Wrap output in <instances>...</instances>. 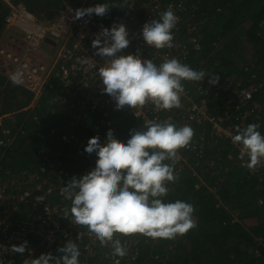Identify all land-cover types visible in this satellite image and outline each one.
<instances>
[{
	"label": "trees",
	"instance_id": "1",
	"mask_svg": "<svg viewBox=\"0 0 264 264\" xmlns=\"http://www.w3.org/2000/svg\"><path fill=\"white\" fill-rule=\"evenodd\" d=\"M14 1H22L30 12L41 19L51 20L57 15H72L85 0ZM90 1L94 4L102 2ZM141 1L143 0H108L111 6L108 12L112 16L122 15L125 21H134L138 26L146 16V12L138 4ZM170 2L173 7L179 4L178 0H161L162 7ZM118 3L124 6L116 7ZM130 5L136 8L134 12L126 10ZM181 6L187 9L186 14L194 16L192 20L186 21L187 24H198L199 20L205 19L199 25V32L197 27L193 33L201 36V51L194 60L196 65L193 68L216 74L220 80L230 77L236 82L242 77L240 87L251 89L246 125L259 123L260 131L264 133V0H181ZM6 12V7L0 0V39L4 34L3 19ZM186 14L181 12L182 21L187 18ZM178 36H185L184 31H179ZM197 83L199 82L186 81L185 89L195 91L193 85ZM224 94L220 93L223 101L215 99L212 87L203 95L210 116L223 117L224 111L229 110L231 102ZM32 96V93L11 84L0 75V116L7 114L5 125L17 136L10 148L0 147V177L4 178L1 181L4 184L2 193L15 197L10 204H22L17 199L20 190L9 185L5 178H13L17 174L20 177L23 173L38 174L42 181L52 177L51 181L57 185L66 179L69 181L73 176L91 174L95 170V157H89L85 152L83 157L79 156L74 142L64 143L62 139L49 134L51 127H55L58 132L66 130L67 117L71 118L67 111L58 112L53 117L45 114L47 103L43 98L34 110H23ZM110 110L107 109L106 112ZM33 113L39 115L40 124L27 121ZM97 121V114L90 115L80 125L72 126L69 129L71 133L68 134L77 139H81L84 134L88 138L100 137L103 145L104 138L110 131L117 141L124 143L129 131L138 129L135 120L124 115V112H110L109 118H105V123L96 130L94 126ZM107 121L109 125L106 124ZM192 128L194 136L187 147L179 150L174 166L176 180L170 183V191L165 199H181L192 203L196 227L174 239H156L155 244H152L153 239L138 234L122 236L121 239H137V243L130 249L131 256L124 258L121 264H264V203L260 202L264 201V168H242L238 164L239 150L231 144V139L226 138L225 148L219 151L215 145L220 146L222 139L214 138V132L207 124ZM234 130L235 127H232L231 133ZM202 133L207 137L206 142L202 143L203 148L198 145ZM193 146L196 147L195 150ZM37 148H44L46 152L38 157V161L32 162L30 153ZM201 148L202 154L198 153ZM228 150H234L231 155L237 158V162H228ZM41 162L45 164L44 172L35 165H41ZM58 171L61 174H57ZM54 173L56 176L52 175ZM37 184H30L31 198H35L33 201H37L36 197L47 189L46 185L43 186V191L36 190ZM45 194L44 197L47 196L51 203L59 202L65 207L69 203L60 200L56 187H52V192L48 195ZM7 204L9 201L2 203L3 206ZM33 204L31 201L25 210L22 209L23 205H19L14 215L5 219L10 237L11 233L23 227L22 222L27 219V213L31 215ZM27 241L32 245L34 243L30 237H27ZM79 250L81 260L83 251L82 248ZM105 258L95 252L88 254L87 261L90 264H108V259L101 262Z\"/></svg>",
	"mask_w": 264,
	"mask_h": 264
},
{
	"label": "built area",
	"instance_id": "2",
	"mask_svg": "<svg viewBox=\"0 0 264 264\" xmlns=\"http://www.w3.org/2000/svg\"><path fill=\"white\" fill-rule=\"evenodd\" d=\"M1 1L7 12L3 19L5 31L0 39V75H3L11 84L32 93L34 101L29 106L31 110L38 106L36 103L38 100L44 98L48 101L45 114H50L53 117L58 112L67 111L71 118L67 117L66 130L58 132L55 127H51L49 134L62 139L64 143L74 142L76 153L79 156L84 155L83 149L89 138L84 134L81 139H77L72 134H68L71 133L69 129L74 125H80L90 115L97 114L98 121L94 126V129L97 130L105 123V118H109L110 112H116L113 101L104 95L103 85L97 74V69L105 63L104 58L96 54V49L91 44L102 27H110L113 23L123 24L127 30L129 41V48L125 51V55L139 53L142 58H151L157 64L170 57H176L187 63V60L196 57L201 51V36L193 33L197 27V32H199V25L205 20H199L198 24L192 25L187 24V19L182 21L181 12L184 11L186 14L187 9L181 6V0H178L179 4L176 7H173L171 2L162 7L161 0L138 2L146 12V16L138 26L134 21H125L122 15L121 17L112 16L108 11L104 16L93 14L75 19L74 12L72 15H57L51 20H44L30 12L22 1ZM94 5V3L85 0L78 9ZM169 6L179 18L176 27L172 30L174 47L160 50L150 48L140 38L143 27L151 20L158 19V14ZM126 10L134 12L136 8L130 5L126 7ZM181 30L184 31L185 36H178ZM85 58H90L93 61L85 62ZM14 75L18 76L19 83L12 80ZM240 86V80L233 82L230 77L217 79L214 85L209 84L208 78L205 77L203 81L193 85L195 91L191 92L185 89L180 108L158 110L151 103H147L143 110L138 111L136 115L134 111L128 109L121 112L135 120L138 128L147 119L169 120L177 125L189 124L192 127L205 123L214 132V138L230 139L232 127L236 126L235 123L241 127L246 126L247 102L251 95V89L248 90ZM212 87L215 99L223 101L220 93L224 92L225 97H229V102H231L229 110L224 111L223 117L210 116L207 112L203 95L207 94ZM107 109L111 110L106 112ZM6 117L7 114L0 116V147L5 149L10 148L17 140V136L11 133L10 127L5 125ZM27 121L31 124L32 122L40 124L39 115L33 113L30 120ZM109 121L111 120L109 119ZM106 124L109 125V122L107 121ZM36 135L40 134L36 133ZM204 142H206L205 136L202 133L198 139L199 147H202ZM193 148L195 150L196 147L193 146ZM202 148L198 150V153L202 154ZM43 149L37 148L36 153L32 151L30 155L36 157L30 160L38 161V157L46 152L44 149L42 153ZM239 163L241 167H244L240 157ZM40 164L35 163L39 170L44 172L45 164L43 162ZM211 164H213L212 161ZM262 167L264 168V166ZM57 174H61V172L58 171ZM52 175L56 176L55 173ZM51 178L42 181L38 174L26 175L25 173L20 177L18 174L11 177V182L5 178L9 185H14L20 190V194L16 197L22 204L13 202L10 204L11 199L15 197H9L5 192L2 193L4 184L1 181L4 178L0 177V261L2 264H26L30 256L35 258L41 253L51 252L53 255H58L56 249L63 246L68 240L76 243L80 249L82 248L79 264H90L87 261L88 254L95 252L106 257L101 262L108 259L110 264H115L116 260H119V264H121L124 258L128 259L131 256L130 249L137 243V239H122L127 247V255L124 257L113 256L109 245H103L104 250L99 252L96 249L98 243L92 236L76 227L70 218L63 217L65 206H61V203L55 201L51 203L47 196L44 197L45 193L48 195L52 192V187H56L60 200H65L61 189L68 179L55 185ZM35 182L38 183L35 187L36 190L43 191L47 185L45 193L39 195L44 197V200H37L38 202L33 201L35 198H31L30 184ZM5 201H9V204L3 206L2 203ZM31 201L34 202V208L30 211L31 215L27 213V219L22 222L24 223L23 227L11 233L12 237H10L5 219L14 215V211L18 209L19 205H23L22 209H27ZM27 237L33 239V245L28 243ZM25 241L27 244L23 254L13 251V246L20 245Z\"/></svg>",
	"mask_w": 264,
	"mask_h": 264
},
{
	"label": "clouds",
	"instance_id": "3",
	"mask_svg": "<svg viewBox=\"0 0 264 264\" xmlns=\"http://www.w3.org/2000/svg\"><path fill=\"white\" fill-rule=\"evenodd\" d=\"M110 7L108 0H102L94 6L76 9L74 18L104 16ZM178 19L169 6L158 14V19L143 27L141 40L156 50L174 47L172 30ZM91 44L96 54L104 58L105 63L97 69V74L104 95L113 101L116 112L128 109L136 115L147 103L158 110L180 108L185 94L184 82H200L207 77L208 83L214 85L218 79L216 74L192 68L189 60L184 63L170 57L157 64L139 53L125 55L129 41L123 24L102 27ZM91 61L85 58V62ZM12 80L19 83L18 76L14 75ZM45 102L48 105L47 99ZM193 136L194 129L189 124L147 119L140 128L129 131L124 143L117 141L111 131L103 145L100 137L89 138L83 150L89 157H95V170L91 174L73 176L63 186V197L69 202L63 217L70 218L80 230H86L98 244L109 245L115 257L127 255L122 236L138 234L151 239H174L195 228L192 203L165 199L170 183L176 180L174 166L179 150L187 147ZM230 139L239 150L242 166L250 170L264 166V133L259 123L236 125ZM231 151L228 150L227 155L230 164L237 162ZM36 199L44 200V197ZM26 244L25 241L13 246V251L23 254ZM56 252L58 255L48 252L35 258L30 256L26 264L80 262L79 247L71 240ZM115 264H119V260Z\"/></svg>",
	"mask_w": 264,
	"mask_h": 264
},
{
	"label": "rangeland",
	"instance_id": "4",
	"mask_svg": "<svg viewBox=\"0 0 264 264\" xmlns=\"http://www.w3.org/2000/svg\"><path fill=\"white\" fill-rule=\"evenodd\" d=\"M122 6H124V4H122V3H121V4L118 3V4L116 5V7H122ZM191 7H193V6H191ZM188 9H190V8H188ZM186 17H187V18H186L187 20H189V19L192 20V19L194 18V16H193L191 13L186 14ZM210 28H212V26H210ZM12 32H14V31H12ZM186 33H187V32H186ZM246 56H248V55H246ZM239 80H242V77L239 78L237 81H239ZM206 140H207V137H205V141H206ZM218 143H219V142H218ZM219 144H221V145L219 146V145L217 144V145H215V147L218 146L219 151H220V150L223 148L224 143L220 141ZM233 151H234V150H232L231 152L233 153ZM35 153H36V151H35ZM31 156H32L31 158H33V159H35V157H36L35 155H31ZM37 157H38V156H37ZM200 160H201V159H200ZM196 164H197V162H196ZM178 168L181 169L180 166H179ZM11 177H12V176H11ZM8 180H9V182H11V178H9ZM156 241H157L156 239H153V240H152V244H155ZM96 249H97L99 252H102V251L104 250V246L98 244V245L96 246Z\"/></svg>",
	"mask_w": 264,
	"mask_h": 264
},
{
	"label": "crops",
	"instance_id": "5",
	"mask_svg": "<svg viewBox=\"0 0 264 264\" xmlns=\"http://www.w3.org/2000/svg\"><path fill=\"white\" fill-rule=\"evenodd\" d=\"M5 31V30H4ZM195 58L196 57H192V58H190L189 59V61H190V66L193 68L194 67V65H196V63H195ZM204 63V62H203ZM202 63V64H203ZM241 81V80H240ZM34 100H33V97H32V99H31V101H30V103L23 109V110H25V111H30L31 109H30V104H31V102H33ZM37 104H39L40 103V100H38L37 102H36Z\"/></svg>",
	"mask_w": 264,
	"mask_h": 264
},
{
	"label": "water",
	"instance_id": "6",
	"mask_svg": "<svg viewBox=\"0 0 264 264\" xmlns=\"http://www.w3.org/2000/svg\"><path fill=\"white\" fill-rule=\"evenodd\" d=\"M46 42L53 44L52 42H50V41H48V40H46Z\"/></svg>",
	"mask_w": 264,
	"mask_h": 264
}]
</instances>
